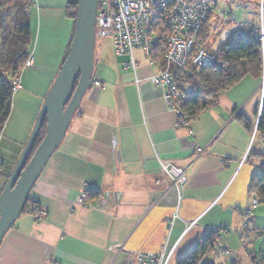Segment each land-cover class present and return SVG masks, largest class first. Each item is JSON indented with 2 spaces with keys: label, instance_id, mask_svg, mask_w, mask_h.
I'll list each match as a JSON object with an SVG mask.
<instances>
[{
  "label": "crops",
  "instance_id": "crops-1",
  "mask_svg": "<svg viewBox=\"0 0 264 264\" xmlns=\"http://www.w3.org/2000/svg\"><path fill=\"white\" fill-rule=\"evenodd\" d=\"M35 1L33 63L26 70L46 80L45 95L68 55L74 23L66 16L68 0ZM248 6L254 12L260 8L256 21L244 12ZM239 11L241 16L233 13L240 24L255 30L264 25V0H240ZM212 18L209 45L223 43L219 34L225 28L239 31L238 22L221 18L218 26ZM136 51L142 57L137 71L124 69L126 60L121 65L114 46L97 45L95 70L100 66V72L94 77L105 86H92L84 96L63 144L31 194L41 204V215H21L0 247V264H123L130 254L157 252L165 246L175 248L170 264H177L211 230H219L224 246L223 263L211 256L213 264H237L242 249H248L247 237V247L240 237L250 231L254 213L245 215L251 208L248 187L260 160L248 157L252 132L240 118L256 122L261 82L245 77L237 84L247 81L251 90L241 101L240 89L223 92L193 117V137L168 107L165 87L150 79L159 68ZM253 132L254 136L256 129ZM164 161L186 171L181 188L161 169ZM12 168L0 176V192ZM85 188L100 191L101 198L78 203ZM188 236L190 247L182 251L180 245ZM253 258L264 261V256ZM247 264H253L252 256Z\"/></svg>",
  "mask_w": 264,
  "mask_h": 264
},
{
  "label": "built area",
  "instance_id": "built-area-1",
  "mask_svg": "<svg viewBox=\"0 0 264 264\" xmlns=\"http://www.w3.org/2000/svg\"><path fill=\"white\" fill-rule=\"evenodd\" d=\"M35 0L31 1L34 4ZM214 6L211 0H99L97 16V36L110 37L113 42L116 56L129 55V60L123 63L125 69L137 71L135 50L139 49L143 55L150 60L154 48L160 46L164 53L166 66L154 72L150 79L156 86L165 87V100L177 120L182 118V125L187 127L190 135L195 137L190 121L183 119V112L177 102L183 99V94L177 88L175 80L170 74V67L177 66L180 69L195 67H207L216 63V53L206 51L202 46V40L198 33L203 25L211 18ZM235 23L238 22L234 13H221ZM237 28L242 35L253 32L260 41V52L264 61V25L258 30L243 24L237 23ZM235 32L225 28L219 34V39L224 43ZM33 63L30 57L22 68L21 72L11 80L13 91L22 88L21 74ZM153 67L158 68L155 61L150 60ZM92 86L104 88L105 83L93 77ZM262 97L260 101V113L264 103V79ZM180 125V124H179ZM178 126V124H177ZM202 152V148H197ZM161 169L172 180L173 186L181 188L187 181L186 171L175 166L169 161L161 163ZM89 188L82 190L76 201L87 205V192ZM259 205L257 199L251 201V208L245 211L249 218L253 215L254 209ZM195 222H192V225ZM240 242L247 247V240L244 233ZM175 248L165 246L160 251H143L138 254H130L123 264H170ZM230 254V250L225 251Z\"/></svg>",
  "mask_w": 264,
  "mask_h": 264
},
{
  "label": "trees",
  "instance_id": "trees-1",
  "mask_svg": "<svg viewBox=\"0 0 264 264\" xmlns=\"http://www.w3.org/2000/svg\"><path fill=\"white\" fill-rule=\"evenodd\" d=\"M31 1L0 0V137L12 112L14 91L11 80L21 72L27 60L31 57V8L36 3L35 1L34 4H31ZM77 8L78 0H68L65 7L66 16L73 23H75ZM9 9L13 10L12 31L3 36V22ZM209 21L210 19L198 33V38L202 40L204 49V44L209 38ZM215 53L217 61L211 66L188 69H180L177 66L170 67V74L175 80L178 90L184 96L182 100L177 102V105L183 112V119H188L190 124L193 117L214 103L223 92L239 84L245 77H252L259 82L262 81L263 65L260 41L253 32L244 35L235 32L227 41L221 44L219 50ZM150 60L155 61L159 69L165 68L164 53L160 46L154 48ZM257 111L258 108L255 115ZM240 119L252 133L256 128V133H262L264 137V103L259 120L251 123L249 120ZM177 123L182 125V118H178ZM45 134L44 124L30 158ZM249 155H255L260 160L259 170L251 178L248 187V196L251 201L257 199L259 201L258 206H260V203L264 202V152L248 154V157ZM86 192L88 203H94L101 198V192L98 190L88 189ZM41 212V204L31 197L27 201L22 214L29 213L33 216H40ZM219 238V230L209 231L188 253L177 260V264H199V261L215 248ZM250 254L253 264H264V261L257 263L253 258L254 253Z\"/></svg>",
  "mask_w": 264,
  "mask_h": 264
},
{
  "label": "water",
  "instance_id": "water-1",
  "mask_svg": "<svg viewBox=\"0 0 264 264\" xmlns=\"http://www.w3.org/2000/svg\"><path fill=\"white\" fill-rule=\"evenodd\" d=\"M99 0H78L69 52L47 91L32 130L0 192V247L21 217L35 184L63 144L82 100L92 86ZM45 124L46 134L31 153Z\"/></svg>",
  "mask_w": 264,
  "mask_h": 264
},
{
  "label": "rangeland",
  "instance_id": "rangeland-1",
  "mask_svg": "<svg viewBox=\"0 0 264 264\" xmlns=\"http://www.w3.org/2000/svg\"><path fill=\"white\" fill-rule=\"evenodd\" d=\"M211 1L214 6V11L212 13L213 18L211 22L215 23V25H218V26L221 25L222 19L227 20L226 17H222L221 15H219L220 13H225L227 15L229 13L235 12L236 14H239L240 16L242 14V12L239 11L240 0H211ZM256 1L258 3L260 2V0H256ZM31 10H32L31 22L34 23L36 20V15H35L34 9H31ZM245 11L246 13L249 12L251 14V17L254 21H256L258 19V15H260L259 7L256 10L257 13L254 12L253 10H250L249 6L247 7L246 10H244V12ZM7 14H8L7 17L5 18L3 22V36L9 34L12 31L13 10L9 9ZM97 45L99 47L102 45L104 48H110V47H113V42L110 37H98ZM220 46H221V43L218 41H215L214 43L210 45L209 43L204 44L205 48H209L211 51H215V52L219 50ZM136 57H137V62L139 64L142 57H140L138 51H136ZM124 60L126 61L129 60V55H126L124 58L123 57L120 58L121 65ZM262 65H263L262 81H261V84H259V88H260V85L263 84V79H264V61L263 60H262ZM99 67L96 68L94 75L96 74V71H97V74H99L100 72L98 71ZM21 80L23 83V87L22 89L14 92L12 112L0 137V176L1 177L3 174H5V171H9V169H11L16 163V162L14 163V160H16L19 150L25 144L26 139L28 138L32 130V127L34 125V122L36 120L37 114L40 109V104L44 100V98L42 97H45L46 95V94L44 95V90L47 86V82L45 79L37 77V76L36 77L32 76L29 70L28 71L24 70L21 74ZM236 86L237 84L234 85L232 88ZM237 88L238 90L239 89L241 90V94H240L241 96L239 97L240 101L243 98L246 99L247 97L245 95L249 94L251 91L249 83H247V81L242 82L238 87H236L235 90H237ZM92 89L93 87L91 86L89 90H92ZM261 95H262V88H261ZM221 100H224V99H221ZM259 112H260V104L258 106V111L256 112V115H255L256 121L259 120ZM253 133L251 135V149H250L249 154H252L258 151L264 152V137L262 136V133L257 134L255 132L254 136H253ZM249 157L251 158L252 156L249 155ZM254 157L256 156L254 155ZM52 162L53 161H51V163ZM46 168L44 172L42 173L41 177L43 176V174H46L47 172ZM50 168L51 166L49 165L48 170ZM1 177H0V183L2 181ZM39 180L35 184V187L37 186ZM31 197L32 196H30V198ZM25 215L26 213L23 214L22 217H24ZM249 229L250 231H248L247 236H246L250 243L248 249L250 253H254V255L257 258H262L264 256V202H261L258 210L254 212V215L251 219V223L249 225ZM188 239H189V236L181 243L180 250L184 251V249H188V247H190L188 246L189 245ZM221 247H224V246H223L222 241H219L216 244V247L212 250L211 252L212 255L210 256L208 255L206 257L210 259L204 258L199 262V264H205V263L213 264L211 256H216L213 258L215 262L220 258L219 263H223V258H221L222 255H220ZM191 248H189L188 251H190ZM247 250L242 249V252H244V254L243 256L239 255L240 261L238 260L237 264H247V262H250L251 254L248 253ZM217 251L219 252V255L216 254ZM178 254L179 252L177 253L176 256H178Z\"/></svg>",
  "mask_w": 264,
  "mask_h": 264
}]
</instances>
